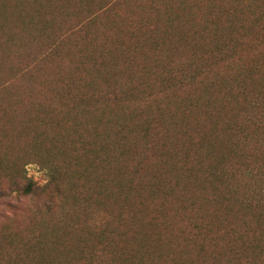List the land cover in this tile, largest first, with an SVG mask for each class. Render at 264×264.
I'll return each instance as SVG.
<instances>
[{"label":"trees","instance_id":"1","mask_svg":"<svg viewBox=\"0 0 264 264\" xmlns=\"http://www.w3.org/2000/svg\"><path fill=\"white\" fill-rule=\"evenodd\" d=\"M122 1L85 0L91 11L64 29L70 15L46 14L43 0H0L5 47L43 44L0 80L2 115L1 98L73 50L71 74L44 100L27 93L29 120L5 129L47 183L0 153L12 213L36 199V215L58 216L19 248L5 237L16 252L0 264H264V0H166L163 22L131 13L126 39L98 45L90 29Z\"/></svg>","mask_w":264,"mask_h":264},{"label":"rangeland","instance_id":"2","mask_svg":"<svg viewBox=\"0 0 264 264\" xmlns=\"http://www.w3.org/2000/svg\"><path fill=\"white\" fill-rule=\"evenodd\" d=\"M16 1L17 3L24 1L31 3L32 0ZM98 1V4H100L104 0ZM111 1L112 0H108V2ZM165 1L166 0H155L158 7L153 10L152 0H123L115 7L116 11L113 15L107 14L101 17L97 25L94 28H91L90 31H93L94 39L98 45L107 44V40L126 39L124 32L127 23L130 21L131 13H135L138 17L148 19L152 22H163ZM177 1L182 2L183 0ZM11 3L12 4L8 10V16L19 15L21 13V7L14 6L13 2ZM198 5L201 9L208 8L210 2ZM43 7L46 14H49L52 17L61 16L64 13L70 15L69 20L60 26L64 29L72 27V25L77 22L76 16L83 17L88 15V13H86L87 11H91L85 0L83 4H81L80 0H43ZM9 21H11V19ZM9 21L6 24L10 23ZM1 22L2 20H0V23ZM6 30L10 31V37L15 38V40L20 38V34L17 33V27H6ZM1 34L2 32L0 33V59L2 60L0 63V80L6 81L10 79L13 73H16L37 57L43 51V44L38 40L30 41L25 39L24 41L26 42L27 47L24 49H8L5 47L7 46L6 40ZM42 40L45 39L42 38ZM8 51H15V54H10ZM61 54L68 55L67 59L69 60L61 63L54 61L43 65L38 71H36V77H34L32 82L23 81L20 83L18 88L21 89L20 93H22L20 98L16 95L1 98L3 102L1 105H3L6 115H2V110L0 111V153H9L10 158H16L17 156L20 157L21 166H26L27 177L39 187H42L47 183V176L41 169L40 165L29 162V155L33 153L27 140L24 138L15 139L11 134L7 137L5 129L17 131L18 128H21L23 123H26V121L29 120L31 115V101L29 100L27 93H35V95H39L41 99L44 100V98L48 96V92H50V85H48L49 82L54 83L59 75L69 76L71 74V66L69 67L70 60L73 59L71 43L63 48ZM76 58L77 56L75 52L74 59ZM58 165L60 167H67L64 160H59ZM8 184L9 180L5 173L1 172L0 169V186L7 187ZM34 203H37L36 199L27 200L25 202L26 208L23 209V212L13 214L5 205V201L0 199V252L4 258L12 256L16 252V250L8 246V241L5 240V237L17 234L15 245L17 244V247L19 248L21 244L26 242L34 224L40 225L43 222H55L58 213L54 216L55 218L45 216L42 213L36 215L37 213H34V210L32 209Z\"/></svg>","mask_w":264,"mask_h":264}]
</instances>
